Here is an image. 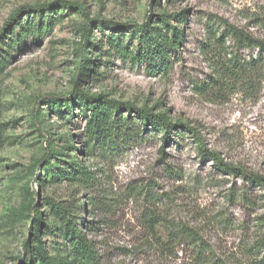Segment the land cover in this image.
Masks as SVG:
<instances>
[{
    "label": "rangeland",
    "instance_id": "rangeland-1",
    "mask_svg": "<svg viewBox=\"0 0 264 264\" xmlns=\"http://www.w3.org/2000/svg\"><path fill=\"white\" fill-rule=\"evenodd\" d=\"M53 1L0 0V264L66 262L74 248L51 201L90 222L81 230L101 264H197L191 245L168 242L178 226L197 229L208 262L253 264L245 249L264 231V189L242 173L264 175V51L232 29L264 42V0H66L83 13L57 9L38 32L39 17L23 9L13 25L20 7ZM164 19L183 32L167 63L131 57L142 43L128 28L150 23L170 38ZM95 95L163 112L195 135L172 132L163 143L140 129L135 141L103 144L82 110ZM196 137L242 173L218 171ZM66 162L76 176L55 179Z\"/></svg>",
    "mask_w": 264,
    "mask_h": 264
},
{
    "label": "trees",
    "instance_id": "trees-1",
    "mask_svg": "<svg viewBox=\"0 0 264 264\" xmlns=\"http://www.w3.org/2000/svg\"><path fill=\"white\" fill-rule=\"evenodd\" d=\"M67 8L69 10H77L80 13H83L82 7L75 2H69L66 0H55L52 3H45L36 6L30 7H20L14 13H12L13 20H15L14 24H17L20 18V11L25 10L26 14H34L39 17V28L38 32L41 29L45 28L47 23L45 21V16L50 15L51 12L57 9ZM180 22L184 21V18H180ZM19 23V22H18ZM95 26H107L109 29H120L126 27L127 24L118 27L112 23H105L103 21H98ZM163 25L167 32L171 31L170 38H161L162 35L156 31V28L152 26L150 23L145 24H134L131 27H127L131 35H135L138 40L142 43V46L136 48L133 52H129L131 57L136 60L151 62L154 64V67L160 68L163 64L167 63L168 52L173 51L176 47L179 46L183 32L182 28L176 27L174 25L169 24L167 19L163 20ZM94 26L91 25L89 30H85L83 37L84 44L81 45L80 48V56L81 59L85 60V53L87 51V46L90 43L89 41V32L92 31ZM124 29V28H123ZM232 35L238 38L241 43L245 45V47H257L261 51H264V42L258 39H254L252 37H248V35L243 34L241 31L237 29H232ZM24 33L27 29L22 30ZM10 33V32H7ZM23 34H17L15 38L10 37L11 45H17L21 42V38ZM125 49V48H124ZM123 49V50H124ZM8 63L7 55L0 54V73L4 70ZM88 64L87 66H83L80 74L89 75L85 72L87 70L89 73L92 70ZM92 65V64H91ZM86 117L89 118V125L93 130V135L96 141H101L103 144H106L111 141H118L121 143H125L123 141H135L140 138L141 134H137L141 129V132L151 130L154 132L160 133V139L163 143H168L171 139L172 132L177 133L178 131H186L195 135L194 130L179 121H171L167 119L166 115L163 112L154 113L149 108L145 107H136L129 102H120L116 100H111L105 98L103 95H95V96H87L85 100L84 107L82 108ZM87 112L89 115H87ZM122 112L126 113V116H122ZM112 113V114H111ZM136 123L140 125L141 128L136 126ZM176 137H180L182 134H174ZM118 139V140H117ZM198 147L200 148V152L203 156H208L215 163V167L218 171L222 173H242L237 167L227 164L222 161L215 152L206 151L204 148H201L202 141L199 137H196ZM67 167L64 169L58 168L57 171L52 170V176L56 179H72L76 176V167H74L73 163L66 162ZM47 166V165H46ZM244 178L248 181V183L252 186H259L264 189V175H259L255 173H242ZM72 176V177H71ZM247 191L242 190L239 194V197L242 200H246ZM232 196V194H230ZM47 200V199H46ZM51 204L54 208H56L61 213V217L64 221V228L66 229L67 238L70 243H72V251L69 257L66 259V262L60 261L56 264H74L76 260L85 259L89 264H101L99 257L96 251L93 249V245L91 241L85 238L82 227H87L88 223L85 220L81 221L75 219L77 215H72L66 208L59 203H55L51 201ZM80 206V204H78ZM40 211L36 210V224H35V233L37 234L40 230ZM174 239H181L185 241L187 244L191 245L196 251V260L197 264H217V262H208L204 259L203 253L209 251V245L199 234L197 229L190 228L187 226H178L174 233L168 234V242L173 241ZM38 242V241H37ZM39 249V248H38ZM245 254L249 258H252L253 264H264V231L254 240V242L246 247ZM40 261V258H39ZM45 264H49L48 261L44 262ZM32 264V263H31ZM55 264V263H54Z\"/></svg>",
    "mask_w": 264,
    "mask_h": 264
}]
</instances>
